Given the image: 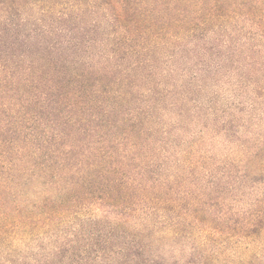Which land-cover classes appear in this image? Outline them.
Segmentation results:
<instances>
[{
    "label": "trees",
    "instance_id": "16d2710c",
    "mask_svg": "<svg viewBox=\"0 0 264 264\" xmlns=\"http://www.w3.org/2000/svg\"><path fill=\"white\" fill-rule=\"evenodd\" d=\"M0 264H264V0H0Z\"/></svg>",
    "mask_w": 264,
    "mask_h": 264
},
{
    "label": "rangeland",
    "instance_id": "374dc122",
    "mask_svg": "<svg viewBox=\"0 0 264 264\" xmlns=\"http://www.w3.org/2000/svg\"><path fill=\"white\" fill-rule=\"evenodd\" d=\"M209 86H210V84H209ZM211 87V86H210ZM209 88V87H208ZM208 90H211V89H208ZM213 146L216 148V142H215V144L213 143ZM215 152H216V149H215Z\"/></svg>",
    "mask_w": 264,
    "mask_h": 264
}]
</instances>
